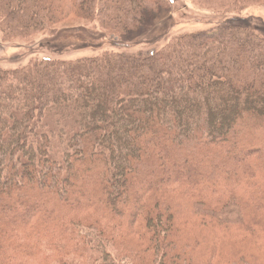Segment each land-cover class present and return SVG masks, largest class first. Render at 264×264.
Instances as JSON below:
<instances>
[{
  "label": "trees",
  "instance_id": "16d2710c",
  "mask_svg": "<svg viewBox=\"0 0 264 264\" xmlns=\"http://www.w3.org/2000/svg\"><path fill=\"white\" fill-rule=\"evenodd\" d=\"M51 1L0 0L6 28L32 34L42 15L98 9L126 46L154 5ZM242 5L148 51L0 67V264L42 249L56 264H117L104 247L117 245L145 264H211L237 238L264 252V37Z\"/></svg>",
  "mask_w": 264,
  "mask_h": 264
},
{
  "label": "rangeland",
  "instance_id": "374dc122",
  "mask_svg": "<svg viewBox=\"0 0 264 264\" xmlns=\"http://www.w3.org/2000/svg\"><path fill=\"white\" fill-rule=\"evenodd\" d=\"M148 1L152 5H156L154 0ZM166 1L169 10H163L160 7H154V5L153 8L151 7L152 13L147 10L144 18L145 26L137 33L129 34L132 43L126 46L118 41L121 38L117 37V31L101 26L102 22L98 9L88 18L83 17L81 19L74 15H68L66 12L60 14L53 11L55 14L53 18L42 15V28L27 35L10 32L6 28L5 16L0 12V67L4 69L20 68L30 63H37L42 58L73 61L103 51L125 53L148 51L160 47L171 37L208 30L222 23L228 17L226 14L233 12L234 6V0ZM66 2L68 3V0ZM54 5H56V1L52 0L48 6H53L55 10ZM243 7L239 15L249 17L253 28L264 37V1L244 0ZM116 40L118 42H115ZM250 154L252 153H245L242 156L245 157ZM243 157L232 161L231 165L238 167ZM209 166L205 165V170L198 173L197 176L200 179H203L206 172L209 171ZM170 167L176 170L180 179L186 180L185 172L179 171L177 165L171 164ZM156 181L153 180L148 183L140 181L142 188L138 192H142L146 189L145 187L151 188ZM181 228L186 231L189 237L193 236L192 232H188L192 230L190 226L181 225ZM119 235L121 236L120 233ZM124 239L128 244H131L132 242L135 243L137 238L133 235ZM104 247L117 264H145L148 261L146 257H136L125 251L122 245L120 247L117 245V249ZM214 248L216 253H214L211 264H237L241 260H245L249 264H264L262 249L254 242L249 244L247 239H233L225 244H216ZM89 254L95 253L91 251ZM220 254H222V260ZM74 261L76 264L83 263L80 259ZM29 264H56V261L53 253L42 249L40 254L32 259ZM88 264L97 263L91 259ZM98 264L100 263L98 262Z\"/></svg>",
  "mask_w": 264,
  "mask_h": 264
}]
</instances>
